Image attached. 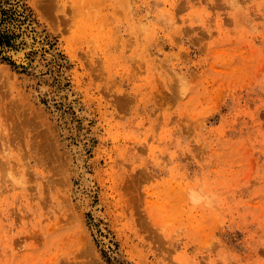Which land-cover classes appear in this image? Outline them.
<instances>
[{"label": "rangeland", "instance_id": "374dc122", "mask_svg": "<svg viewBox=\"0 0 264 264\" xmlns=\"http://www.w3.org/2000/svg\"><path fill=\"white\" fill-rule=\"evenodd\" d=\"M0 264H264V0H0Z\"/></svg>", "mask_w": 264, "mask_h": 264}]
</instances>
